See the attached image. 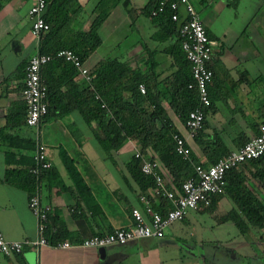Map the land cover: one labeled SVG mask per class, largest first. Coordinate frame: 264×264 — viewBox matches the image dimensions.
<instances>
[{"label":"crops","instance_id":"obj_1","mask_svg":"<svg viewBox=\"0 0 264 264\" xmlns=\"http://www.w3.org/2000/svg\"><path fill=\"white\" fill-rule=\"evenodd\" d=\"M98 1L76 0L80 10L72 25L74 29L88 30ZM111 1L107 0L108 3ZM233 1L235 14L238 10L246 19L242 26L213 30L207 14L199 17L209 39L215 42L208 64L213 72L209 93L214 110L206 116L207 126L202 130L200 139L214 135L226 151L236 148L239 135L245 138L254 135L252 127L258 122L259 105L264 102V0ZM31 2L0 0V233L6 241L35 236V219L26 207V192L2 181L7 167L29 165L32 160L33 148L23 142L32 137V130L23 124L24 107L19 97L22 79L19 76L9 77L35 53L37 42L29 33L27 17ZM146 3L147 0H128V9L121 3L111 7L96 31L100 44L83 66L91 69L108 57L124 62L133 72L148 76L151 95L165 105L164 96L169 98V90L179 74L177 61L173 59L175 39L157 38V26L142 13ZM132 17L137 23L134 38L129 43L123 42L125 47L117 56L112 55L113 48H121L123 37L132 30ZM141 87L144 93L143 83ZM164 112L177 133L186 139L191 154L202 161L203 155L194 140L186 136L183 122L169 106ZM17 115L18 119L15 118ZM37 130L50 163V169L39 183V199L42 204L50 206L49 224L55 229L56 226L61 228L65 234L63 240L72 246H42L37 252L24 249L19 255L0 256V264H175V261L182 264L185 255L192 257L189 252L184 255L179 253L177 257L169 253L174 245L179 244V234L172 227L158 239H139L98 248L75 246L90 235L128 227L131 224L130 208H141L138 197L144 194L129 179L124 166L135 148L130 141H126L108 157L104 156L92 133L96 130L95 124L86 125L75 111L61 116L47 114L39 121ZM6 135L15 136V140L10 141ZM62 151L70 159L86 189L81 184L76 187L65 171L60 157ZM159 172L165 185L170 184L169 176L162 169ZM253 184L258 187L257 183ZM147 194L149 198L144 196L151 207L158 210L157 197L150 189ZM218 197L214 209L220 208L221 216L230 206L223 195ZM261 230L264 231V225ZM249 234L244 236L251 237L253 242L259 241V248L249 261L262 264L264 238L259 232L257 237L251 234L248 237ZM231 254V260L240 261L235 251L232 250ZM206 257L199 255L198 259L203 262Z\"/></svg>","mask_w":264,"mask_h":264},{"label":"trees","instance_id":"obj_2","mask_svg":"<svg viewBox=\"0 0 264 264\" xmlns=\"http://www.w3.org/2000/svg\"><path fill=\"white\" fill-rule=\"evenodd\" d=\"M158 1L147 0L142 13L157 26L159 40L168 37L175 39L173 59L177 61L179 74L175 80L176 83L169 90L171 94L168 95L169 98L164 96L165 105L151 95L148 76H140L139 73L133 72L126 63L119 62L115 58H104L95 67L87 68V75L90 78L87 82L78 76L72 64L61 58H54L39 68L40 78L46 88V114L44 116L47 114L61 116L75 111L86 125L94 123L96 126L95 132L92 131L94 139L106 157L118 150L124 142L130 141L139 157H134L132 154L124 165L125 170L140 193L148 198L147 190L150 189L153 192L155 187L150 177L140 173L141 159L156 161L160 169L170 178L171 185L169 183L164 185L165 189L178 194L180 184L193 175L194 165H211L228 152L222 148L221 141L217 140L214 135L200 139L202 130L207 126L206 116L214 110L209 84L206 86L209 105L204 109L202 126L193 137L203 155L202 161H199L190 151L186 158H182L173 151L172 135L178 133L167 118L164 112L165 107L169 106L177 118L184 122L188 111L196 106L197 96L193 88H187L191 78L188 64L180 50V40L177 36L179 23L170 20L171 11L168 6H163L162 11L156 16H149L150 10L156 6ZM45 2L42 19L47 29L39 35L35 52L47 55L54 54L60 49H69L77 55L82 65L100 44L96 31L106 18L109 9L119 3L128 9V0H112L110 3L107 0H99L93 9L95 17L88 30L83 32L72 27L75 16L80 10L76 0H45ZM178 17L181 18L180 15ZM204 32L209 38L205 29ZM26 62L20 64L9 77L19 76L22 79ZM208 68L213 75L212 68L209 65ZM142 83L145 86L144 93H140L137 88ZM262 116H264V102L259 105L258 120ZM15 118L18 119V115ZM252 129L253 134H256L257 123L253 124ZM6 138L10 141L15 140V136L11 135H6ZM237 139L236 148L248 138L239 135ZM23 142L29 144L31 148L35 143L33 137ZM60 157L65 171L77 187L82 182L78 172L70 159L66 157L65 152H60ZM32 166L33 161L31 160L29 165L20 164L7 167L2 177L4 183L24 190L26 201L37 188V180L30 172ZM49 169L50 163L48 168L41 169L38 182L42 181ZM224 181L223 193L213 197L208 206L197 210L212 212L218 196L223 195L231 202L232 208L219 216L221 222H231L241 235L247 234L251 229L261 230L264 225V201L262 200L264 199V155L244 161L236 168L226 171ZM253 182L258 184L257 188ZM81 187L86 189L83 183ZM156 197L161 208L156 210L163 213L169 206L168 201L164 196ZM49 214L50 212L46 213L45 238L49 243L63 240L65 234L61 228L56 226L55 229L49 224Z\"/></svg>","mask_w":264,"mask_h":264},{"label":"built area","instance_id":"obj_3","mask_svg":"<svg viewBox=\"0 0 264 264\" xmlns=\"http://www.w3.org/2000/svg\"><path fill=\"white\" fill-rule=\"evenodd\" d=\"M45 6V0H32L27 9L29 33L36 42L39 35L47 29V25L42 19ZM163 6H168L170 9V20L179 23L177 36L180 40V50L188 64L191 78L187 88H193L197 96L196 106L188 111L183 122L186 136L193 139L202 126L204 109L209 105L206 86L211 80L212 73L208 64L215 42L205 35L202 22L189 0H159L156 6L150 10L149 16H156L162 11ZM54 58H61L69 62L76 69L79 77L86 82L90 80L87 69L82 65L77 55L69 49H60L54 54L47 55L35 52L29 56L24 66L19 97L24 106L23 124L32 130V137L35 141L31 154L33 166L30 172L37 180L36 191L27 198L26 207L35 219V236L32 239L6 241L0 233V256L3 257L19 255L24 249L37 252L42 246L65 248L72 246L66 240L49 243L45 238L46 213L50 212V206L42 204L39 199L38 175L41 169L49 167L45 148L39 141L37 130L39 121L46 114V88L40 78L39 68ZM137 88L139 92H143L141 85H138ZM172 141L174 153L186 158L190 149L184 136L173 134ZM263 155L264 116L257 122V133L249 137L242 145L228 151L211 165H194L193 175L180 184L178 194L165 189L164 179L159 172L160 166L156 161L141 159L140 173L153 180L155 187L153 194L164 196L169 206L163 213H160L152 209L144 195H140L138 200L141 203V208H130L131 224L128 227L113 228L109 233L102 235H90L81 239L75 246L98 248L112 244L123 245L139 239H158L162 237L166 227L174 222L182 221L188 210H197L200 207L208 206L213 197L222 194L226 171L236 168L244 161ZM133 156L139 157L137 151H133Z\"/></svg>","mask_w":264,"mask_h":264},{"label":"rangeland","instance_id":"obj_4","mask_svg":"<svg viewBox=\"0 0 264 264\" xmlns=\"http://www.w3.org/2000/svg\"><path fill=\"white\" fill-rule=\"evenodd\" d=\"M190 2L200 18L207 14L213 30H222L226 27L232 28L235 25L242 26L246 20L238 10L235 14L233 0H190ZM131 20L134 22L131 32L129 31L128 35L123 37L120 43L121 48H113L112 55L117 56L125 47L123 42L129 43L134 38L137 23L135 18L132 17ZM229 206L230 208L232 207L230 202L228 203ZM223 210H226V208ZM219 214H221L220 208L213 209L212 212L188 210L185 214V220L183 219L185 222H174L166 227L163 233H168V230L172 227L179 234V239H177L179 242L178 246L174 245V249L169 253L177 257L179 253L184 255V253L187 254L189 252L192 257L185 255L182 264H255L249 261V258H252V254L257 252L259 241L253 242L254 239L249 236L251 234L257 237L259 232L264 238V231L251 229L248 239L244 236L245 234H239L231 222H221ZM187 248L190 250L188 251ZM232 250L240 256V261L238 259L236 261L231 260ZM213 253H217V255H213ZM199 255H207V257L202 262L200 258L198 259ZM262 261L264 262V258ZM176 263L178 261H175Z\"/></svg>","mask_w":264,"mask_h":264}]
</instances>
